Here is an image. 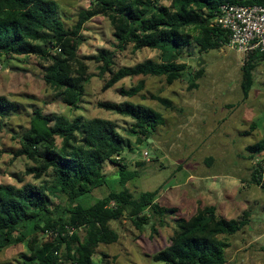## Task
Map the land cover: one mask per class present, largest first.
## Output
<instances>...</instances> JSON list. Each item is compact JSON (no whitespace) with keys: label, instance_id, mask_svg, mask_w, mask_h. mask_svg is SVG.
Wrapping results in <instances>:
<instances>
[{"label":"trees","instance_id":"trees-1","mask_svg":"<svg viewBox=\"0 0 264 264\" xmlns=\"http://www.w3.org/2000/svg\"><path fill=\"white\" fill-rule=\"evenodd\" d=\"M92 1L93 6L81 10L69 29L55 0H0V58H46L50 65L44 80L74 110L81 109L87 83L86 65L77 49L84 42V26L93 17L109 13L115 24V50L103 48L86 58L97 65L99 76L105 81L104 90H108L125 78L139 76L165 77L169 85L174 84L186 74L181 54L193 43L202 53L229 45L230 34L213 24L221 6L264 5V0H169V6L163 5L162 0ZM130 45L135 51H159L160 61L117 68V52L126 51ZM53 50L59 52L52 55ZM242 56L245 61L241 87L247 99L254 85L253 71L264 62V55ZM203 73L199 69L195 77L200 79ZM144 89L141 81L119 93L133 98ZM153 100L167 107L172 105L161 97ZM98 107L131 120L127 131L140 144L164 124L161 114L145 105L100 102ZM18 109L16 103L0 95V127ZM19 144L15 156L35 164L27 167L25 175L41 181L24 183L19 178L21 186L0 184V253L9 246L27 243L31 254L24 256V264H63L64 247L72 264H98L94 259L97 247L115 243L119 238L110 228L111 220L128 216L142 230L151 220L164 226V218L177 213V209L163 207L156 201L159 191L143 192L134 198L127 190L126 185L138 173L127 168L121 155L131 150L132 143L111 120L83 116L72 119L35 109ZM247 150L251 156L264 154V137ZM107 164L118 167L117 180L123 191L112 189L106 197L89 204L86 199L94 191L110 188L105 173ZM262 170L258 164L252 180L264 191ZM61 197L66 199L65 205H55L53 199ZM176 223L170 245L153 256L154 262L228 264L230 238L242 232L250 220L248 211L239 218L226 219L218 214L216 206L200 205L190 219H178ZM50 232L52 241L45 243L40 239L42 233Z\"/></svg>","mask_w":264,"mask_h":264},{"label":"rangeland","instance_id":"rangeland-1","mask_svg":"<svg viewBox=\"0 0 264 264\" xmlns=\"http://www.w3.org/2000/svg\"><path fill=\"white\" fill-rule=\"evenodd\" d=\"M55 1L69 29L81 10L93 6L92 0ZM161 3L170 5L169 0ZM114 28L112 15L104 13L89 20L81 32L84 42L77 53L86 65L87 83L80 110L66 105L57 90L44 80L50 65L46 58H0V95L19 108L0 127V184L21 186L19 178L24 183L41 181L25 175L28 166H35L34 162L15 156L35 109L72 119L83 116L111 120L132 143L131 150L121 155L127 168L138 173L126 185L127 190L134 198L143 192L159 191L156 201L163 207L177 209V213L165 217L164 226L151 220L142 230L128 216L111 220L110 228L119 238L115 243L97 247L94 259L98 264H160L153 261V256L170 245L177 230L176 221L190 219L200 205L216 206L218 214L226 219L239 218L248 211L250 223L230 238L232 246L226 251V259L228 264H264V191L252 180L258 164L263 168L264 180V154L251 156L247 150L264 137V62L253 71L254 85L247 99L241 87L245 60L229 45L202 53L193 43L181 54L186 74L172 85L165 77L139 76L125 78L104 90L105 81L99 76L97 65L86 58L103 48L115 50ZM160 56L157 50L135 51L130 45L126 51L117 52L115 60L117 68L133 67L147 60L159 62ZM199 69L204 73L197 79ZM141 81L145 89L138 96L125 98L119 93ZM153 97L166 99L172 105L164 106ZM124 101L150 107L164 118V124L141 144L127 131L131 120L98 107L100 102ZM117 171L114 164L105 166L110 188L97 189L86 199L87 203L94 204L112 189L123 191ZM53 202L62 206L66 199L54 198ZM40 239L50 242L53 234L42 233ZM30 254L27 243L12 245L0 253V264H24V256ZM61 254L63 264H72L65 247Z\"/></svg>","mask_w":264,"mask_h":264},{"label":"built area","instance_id":"built-area-1","mask_svg":"<svg viewBox=\"0 0 264 264\" xmlns=\"http://www.w3.org/2000/svg\"><path fill=\"white\" fill-rule=\"evenodd\" d=\"M213 24L230 34L229 47L238 54L264 55V5L225 4Z\"/></svg>","mask_w":264,"mask_h":264},{"label":"water","instance_id":"water-1","mask_svg":"<svg viewBox=\"0 0 264 264\" xmlns=\"http://www.w3.org/2000/svg\"><path fill=\"white\" fill-rule=\"evenodd\" d=\"M199 61L200 62H199V65L198 66L201 67V65H202V59H200Z\"/></svg>","mask_w":264,"mask_h":264},{"label":"crops","instance_id":"crops-1","mask_svg":"<svg viewBox=\"0 0 264 264\" xmlns=\"http://www.w3.org/2000/svg\"><path fill=\"white\" fill-rule=\"evenodd\" d=\"M211 178V177H210Z\"/></svg>","mask_w":264,"mask_h":264}]
</instances>
